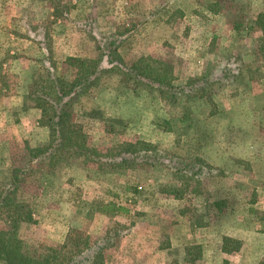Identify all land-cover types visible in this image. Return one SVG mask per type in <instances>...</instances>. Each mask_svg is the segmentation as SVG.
Instances as JSON below:
<instances>
[{
    "label": "rangeland",
    "instance_id": "obj_1",
    "mask_svg": "<svg viewBox=\"0 0 264 264\" xmlns=\"http://www.w3.org/2000/svg\"><path fill=\"white\" fill-rule=\"evenodd\" d=\"M0 7L13 8L0 15L19 35L8 37L9 48L22 38L51 48L55 59L38 63L40 72L53 63L64 80L73 78L66 53H75L100 58L103 69L115 57L124 71L138 61L157 75L136 82L104 71L72 96L96 154L51 160L31 151L46 130L3 108L21 77L0 64V190L14 180L30 206L34 223L19 230L27 249L61 264L73 234L93 247L82 264H264V0H0ZM111 203L128 211L112 214ZM223 237L239 241L238 250L222 251Z\"/></svg>",
    "mask_w": 264,
    "mask_h": 264
},
{
    "label": "trees",
    "instance_id": "obj_2",
    "mask_svg": "<svg viewBox=\"0 0 264 264\" xmlns=\"http://www.w3.org/2000/svg\"><path fill=\"white\" fill-rule=\"evenodd\" d=\"M262 28L264 32V24ZM48 52L51 51L48 49ZM103 56H107V54L101 53L100 57ZM117 60L122 62L119 57L111 58L112 65L110 69H103L100 66V58L69 57L67 64L68 67L74 69V73L72 72L73 78L64 80L62 73H56L53 63L50 64V68L33 78L24 99V107L25 109L40 110L38 123L40 126L45 127L49 134L46 142L31 149L32 152H36V156L43 153L49 156L51 160H58L61 156L72 153L88 157L96 154L89 146L87 147L85 143L86 134L76 122L72 108V96L88 90L99 80L104 71H118L124 75V81L128 75L136 82H140L137 77L140 78L141 76L146 78L155 76L157 78V75H153L148 67H140L138 61L124 71L120 69L119 65L121 64H114ZM184 118L189 119L190 112H187ZM161 187L162 192L179 197L177 189L169 188L166 185H161ZM17 191L18 186L14 180L0 190V261L5 264H58L57 256L53 254L38 255L26 248L19 230L24 224L34 223V219L30 206L17 197ZM222 203L223 200L214 201V205L218 209ZM107 207L111 208L112 214H116L120 210L128 211L123 206L114 203L107 204ZM231 243L236 245L230 247ZM238 244L240 242L237 240L223 237L222 251L227 253L237 251ZM92 248L89 239L68 234L60 248L65 251L61 256V264H82L89 260ZM82 258H85V261H81Z\"/></svg>",
    "mask_w": 264,
    "mask_h": 264
},
{
    "label": "crops",
    "instance_id": "obj_3",
    "mask_svg": "<svg viewBox=\"0 0 264 264\" xmlns=\"http://www.w3.org/2000/svg\"><path fill=\"white\" fill-rule=\"evenodd\" d=\"M0 9H5V12H8V10H11L12 12L13 8L12 7H3V8L0 7ZM8 18H11V17L8 16L7 14L0 15V46H2V49H0V64L2 65L3 73L13 70L14 75L18 76L17 78L21 77L20 81L22 83L19 81L20 85L18 84L19 86L16 87L15 93L14 94L12 93L10 97H6L7 106H4L3 108L11 109L12 112H18L20 113V115L22 114L24 116H29L33 120L32 124L40 127V129L46 130V133L48 134L47 129L43 126H40V124L38 123V120L40 118V110L39 109H25L24 99L28 92V87L32 83L33 78L37 74L41 73L40 72L41 70L39 69V67H36V65L38 63H41V65L44 66L45 59L46 61H49V59L51 58L55 59L54 53H52L51 48H48L46 45L44 46L43 43H40L38 41V39L33 40L31 38H28L27 40L24 39V43L21 42L23 38L22 39L20 38L21 40L19 39L20 41L16 43L20 47L16 49L9 48L10 46L9 45L10 42L8 41L9 38L12 37L14 38V40H16L15 38H18L19 35H15L16 33L14 34L11 31L10 20ZM30 44H34L36 46V49L32 48ZM22 47L25 48L24 51ZM27 48H29V52L32 51V54L26 51L28 50ZM48 49L51 51L50 53L48 52ZM8 51L9 53H6ZM66 55H67L66 57L88 58V56L76 55L75 53L74 55H72V53H66ZM47 68H50V67H47ZM48 138H49V134H48ZM46 141H45V138L44 139L42 138L40 139V141H37V144L39 143V146H40ZM145 264L147 263L145 262Z\"/></svg>",
    "mask_w": 264,
    "mask_h": 264
}]
</instances>
